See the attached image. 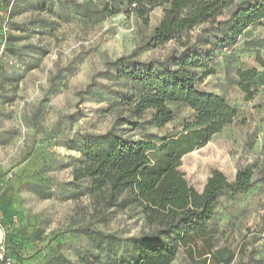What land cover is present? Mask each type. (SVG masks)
Instances as JSON below:
<instances>
[{
    "label": "rangeland",
    "instance_id": "rangeland-1",
    "mask_svg": "<svg viewBox=\"0 0 264 264\" xmlns=\"http://www.w3.org/2000/svg\"><path fill=\"white\" fill-rule=\"evenodd\" d=\"M245 1L234 0L221 18ZM106 5L121 11L104 14ZM126 10L125 0H13L3 11L0 240L8 252L18 254L17 264H41L59 253L72 260L99 254V238L80 231L82 226L123 238L155 229L140 207L121 205L123 195L109 206L107 192H92L88 179L74 182L83 162L74 144L84 135L109 130L128 115L120 100L138 91L130 80L107 71L106 63L132 53L150 60L183 50L176 40L147 45L163 6L152 11L148 23ZM257 50L264 56V20L222 53L214 64L216 72L201 84L224 95L238 115L206 144L182 156L180 169L199 191L214 169L233 180L246 164L254 166L257 176L264 165V85L246 100L238 73L252 66L262 69ZM169 105L175 116L164 126L155 124L148 110L141 128H118L127 136L156 142L165 134L180 133L196 113L185 103ZM208 229L215 248L235 251L231 264H264V181L246 194L222 195ZM191 247L193 256L186 245L180 246L172 264H195L194 259L206 256L201 239ZM128 251L124 243L120 254ZM210 264H215L212 259Z\"/></svg>",
    "mask_w": 264,
    "mask_h": 264
},
{
    "label": "trees",
    "instance_id": "trees-1",
    "mask_svg": "<svg viewBox=\"0 0 264 264\" xmlns=\"http://www.w3.org/2000/svg\"><path fill=\"white\" fill-rule=\"evenodd\" d=\"M233 1L125 0L126 11L135 13L145 23L156 7L163 6L161 20L147 45L157 47L176 40L183 50L150 60H140L132 53L106 63L107 71L130 80L138 91L120 100L128 115L119 117L109 130L84 135L74 144L83 157L75 170L74 182L88 179L92 192H107L109 206L117 205L123 195L121 205L140 207L155 229L123 238L82 226L80 231L99 238V254L72 260L59 253L41 264H172L180 246L186 245L192 254L191 243L196 238L204 242L207 252L199 260L194 259L195 264H210L211 259L215 264L232 263L235 251L214 247L208 223L214 218L222 195L237 197L264 181V165L257 176L254 166L246 164L237 170L233 180L214 169L202 191L188 181L180 165L184 154L206 144L238 115V108L224 95L201 85L216 72L214 64L222 53L231 50L252 25L263 23L264 0H247L222 19ZM12 2L0 3V31L3 11H8ZM120 11L115 5L102 9L107 15ZM196 28L199 32L192 35ZM2 40L1 37L0 46ZM256 61L262 69L252 66L238 71L239 87L246 100L264 85V56L260 50L256 51ZM171 102L185 103L196 113L193 120L184 122L182 132L165 134L156 142L133 138L119 130V125L141 128L148 110H152L151 120L155 124L166 125L175 116ZM124 243L129 246L125 256L120 254ZM8 254L17 264L18 254Z\"/></svg>",
    "mask_w": 264,
    "mask_h": 264
},
{
    "label": "built area",
    "instance_id": "built-area-1",
    "mask_svg": "<svg viewBox=\"0 0 264 264\" xmlns=\"http://www.w3.org/2000/svg\"><path fill=\"white\" fill-rule=\"evenodd\" d=\"M1 1L2 0H0V3ZM1 52L2 50L0 49V53ZM0 264H15L14 257L8 254L7 246L2 240H0Z\"/></svg>",
    "mask_w": 264,
    "mask_h": 264
}]
</instances>
